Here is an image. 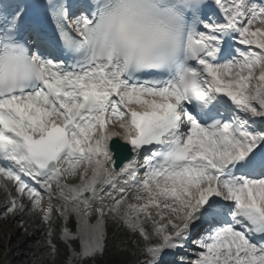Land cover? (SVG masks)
<instances>
[{
  "label": "snow or ice",
  "instance_id": "obj_1",
  "mask_svg": "<svg viewBox=\"0 0 264 264\" xmlns=\"http://www.w3.org/2000/svg\"><path fill=\"white\" fill-rule=\"evenodd\" d=\"M214 4L222 22L189 30L183 76L138 78L95 56L62 62L84 48L92 0H0V44L26 32L33 69L0 89V216H41L48 259L56 213L82 242L79 264L106 255L109 219L133 233L120 240L132 264H264V0ZM29 8L58 39L26 22Z\"/></svg>",
  "mask_w": 264,
  "mask_h": 264
},
{
  "label": "clouds",
  "instance_id": "obj_2",
  "mask_svg": "<svg viewBox=\"0 0 264 264\" xmlns=\"http://www.w3.org/2000/svg\"><path fill=\"white\" fill-rule=\"evenodd\" d=\"M95 19L84 48L74 55L118 63L121 73L183 76L195 46L189 45L188 17L204 0H92ZM32 52L23 42L0 44V89L26 82Z\"/></svg>",
  "mask_w": 264,
  "mask_h": 264
},
{
  "label": "rangeland",
  "instance_id": "obj_3",
  "mask_svg": "<svg viewBox=\"0 0 264 264\" xmlns=\"http://www.w3.org/2000/svg\"><path fill=\"white\" fill-rule=\"evenodd\" d=\"M6 195L7 193L0 188V211L4 208ZM19 221H23V230ZM5 224L10 225L11 229L5 228ZM50 226L54 229V238L62 233L64 222L56 214L53 215ZM44 230L41 216L36 214L17 213L8 218L0 216V264H60L64 259L61 251L58 250L55 259H48L45 255V248L41 244L46 239ZM40 257L44 259L41 260ZM77 260L76 254L70 249L67 264H75Z\"/></svg>",
  "mask_w": 264,
  "mask_h": 264
},
{
  "label": "trees",
  "instance_id": "obj_4",
  "mask_svg": "<svg viewBox=\"0 0 264 264\" xmlns=\"http://www.w3.org/2000/svg\"><path fill=\"white\" fill-rule=\"evenodd\" d=\"M117 238L121 237H119L116 230L111 234V239L107 243L106 255L99 257L95 264H132V261L135 259L132 255V250L127 245L120 247L119 243H117ZM61 264H66V262H62ZM84 264H94V262L92 260H86Z\"/></svg>",
  "mask_w": 264,
  "mask_h": 264
},
{
  "label": "bare ground",
  "instance_id": "obj_5",
  "mask_svg": "<svg viewBox=\"0 0 264 264\" xmlns=\"http://www.w3.org/2000/svg\"><path fill=\"white\" fill-rule=\"evenodd\" d=\"M45 202H46V207H47V200L45 199ZM53 203H55V202H53ZM5 228H8V229H11V227H10V225H7V224H5ZM23 234H25L24 232H22ZM15 237H18V236H14V238ZM23 238V237H22ZM34 238V237H33ZM20 240V239H19ZM194 250V249H193ZM195 251V250H194ZM73 259V257L71 258V260Z\"/></svg>",
  "mask_w": 264,
  "mask_h": 264
}]
</instances>
